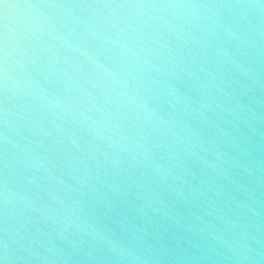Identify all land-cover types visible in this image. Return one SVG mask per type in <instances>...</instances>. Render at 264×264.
Wrapping results in <instances>:
<instances>
[{"label": "water", "instance_id": "95a60500", "mask_svg": "<svg viewBox=\"0 0 264 264\" xmlns=\"http://www.w3.org/2000/svg\"><path fill=\"white\" fill-rule=\"evenodd\" d=\"M5 51L0 264H264V0H0Z\"/></svg>", "mask_w": 264, "mask_h": 264}, {"label": "clouds", "instance_id": "9594fccd", "mask_svg": "<svg viewBox=\"0 0 264 264\" xmlns=\"http://www.w3.org/2000/svg\"><path fill=\"white\" fill-rule=\"evenodd\" d=\"M11 60L12 57L7 51H5L2 58H0V73L3 74L5 80H7L10 76V69L12 67ZM122 88L123 90L120 92V97L125 103V106L132 109L139 107L140 102L134 90H132L126 83L122 86Z\"/></svg>", "mask_w": 264, "mask_h": 264}]
</instances>
